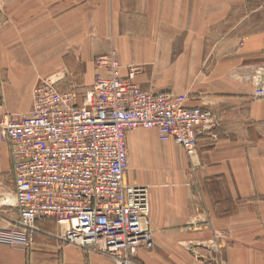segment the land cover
<instances>
[{
  "label": "crops",
  "instance_id": "obj_1",
  "mask_svg": "<svg viewBox=\"0 0 264 264\" xmlns=\"http://www.w3.org/2000/svg\"><path fill=\"white\" fill-rule=\"evenodd\" d=\"M230 5V0H38L18 9L37 13V28L22 39L35 36L38 41L44 28L39 20L45 19L48 28L63 29L57 36L62 42L80 44L87 59L108 54L112 45L123 75L135 62L145 65L135 77L142 89L186 92L188 106L204 105L221 117L218 140L201 135L191 156L173 141L159 142L155 129L128 132L129 165L137 174L127 173L125 180L150 186L154 246L140 248L141 264H219L195 259L189 249L218 230H233L235 237L220 263L264 264V97L255 96L258 84L252 81V74L262 77L264 71V31L242 36L227 33V27L221 37H208L207 30L220 24L216 20L231 12ZM39 46L18 59H38ZM255 66L260 69L253 72ZM98 71L91 61L88 77ZM8 92L11 111L31 108L32 90L20 102L12 99L13 89ZM132 149L138 150L133 163ZM158 156L165 158L164 170L169 164L179 168L175 178L163 173L155 179ZM9 167V149L0 143V191L14 189ZM2 212L0 227L11 226ZM38 225L27 251L0 244V264H114L53 236L58 231L54 220Z\"/></svg>",
  "mask_w": 264,
  "mask_h": 264
},
{
  "label": "built area",
  "instance_id": "obj_2",
  "mask_svg": "<svg viewBox=\"0 0 264 264\" xmlns=\"http://www.w3.org/2000/svg\"><path fill=\"white\" fill-rule=\"evenodd\" d=\"M92 85L83 92L60 90L53 80L32 88L25 114L0 100V135L7 142L18 218L0 227V244L30 249L38 221L54 220L53 236L111 259L141 264V247L152 249L150 186L125 180L129 170L127 134L155 129L160 142L173 141L188 155L201 135L218 140V113L188 106V93L142 89L139 66L123 65L114 52L97 57ZM104 70L105 72H102ZM256 97H264V71Z\"/></svg>",
  "mask_w": 264,
  "mask_h": 264
},
{
  "label": "rangeland",
  "instance_id": "obj_3",
  "mask_svg": "<svg viewBox=\"0 0 264 264\" xmlns=\"http://www.w3.org/2000/svg\"><path fill=\"white\" fill-rule=\"evenodd\" d=\"M37 1L38 0H0V55L2 56V54H4V57H2L3 60L0 56V100L5 109L12 113L25 114L29 112L31 108L29 110L18 109L11 111L7 106L8 89H13L12 99L17 102H20L25 96L30 98L33 86L38 81L47 79L53 80L55 84L63 90H75L81 93L88 85H92L95 78V74L93 79L92 77L89 78L87 74L88 66L91 64V61L95 63L97 57L106 55L100 54L93 59H87L81 52L82 47H80V44H69L67 40L62 42L61 38H57V36L64 34L63 29L58 27L48 28L45 19L39 20V25L44 28H39L40 35L37 37L39 38L38 41L34 38L35 36L22 39L21 36L26 34L29 35L37 28L38 21L35 20L37 13L18 9L21 5L32 4ZM230 3L231 12L228 14L225 13L222 19L216 20V23L220 21V24H216L214 27L207 30L208 37H214L216 39L221 37V29L226 30L227 27H230L227 33L235 35L238 33V35L242 36H247L248 33H255L256 31H264V0H230ZM219 14H223V11L216 12V16ZM47 36H53V38L49 40ZM47 40L48 42H46ZM241 41H243V39ZM37 43L40 45L37 52L38 59H26V61L18 59L19 55H30L31 49H33ZM17 51L18 53H16ZM109 51L114 52L116 56V50L112 48V45ZM6 56H8L12 65L8 63ZM3 61L4 63L6 61V66L2 64ZM132 65L139 66L140 70L145 66L143 63L138 62ZM259 69V66H255L253 72ZM258 80H260V78L252 74L253 83L256 84ZM5 85H7L6 89L4 87ZM19 89L24 90H21V92ZM182 93L186 92H179V94ZM0 143L4 144L8 150L7 142L1 138V135ZM158 148L162 149L161 147H157V149ZM128 150L130 153L129 146ZM137 157L138 150L136 149L133 152L132 149V163ZM155 160V170L152 171L155 175V179H158V176L163 173L167 175L170 174L169 177L171 178L176 177L175 173L179 170L177 166L169 164L168 168L164 170L160 164L162 163L164 165V162L166 163L165 158L163 156H158ZM11 168L12 166L9 167L8 170L9 180H13ZM130 172L133 176L137 174L135 168L133 167L131 169V166H129L128 175ZM10 184H12V182ZM11 187H5L6 189H3L5 191H0V210H3L1 215H5L2 216V218H6L8 221H11L10 218H18V211L14 207V189ZM232 231L233 230H229V233L226 234L218 230L214 232L211 237L203 239L200 244L191 243L189 249L192 251L195 259H214L215 262L222 264L220 263V259H222L230 240L235 239ZM199 246H201L204 251L200 252L197 249ZM15 249L22 251L28 250L20 247H15ZM88 251L90 250L88 249Z\"/></svg>",
  "mask_w": 264,
  "mask_h": 264
}]
</instances>
